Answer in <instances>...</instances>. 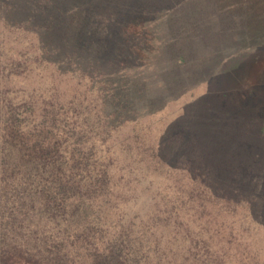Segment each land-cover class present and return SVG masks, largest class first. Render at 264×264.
Wrapping results in <instances>:
<instances>
[{"label":"rangeland","instance_id":"374dc122","mask_svg":"<svg viewBox=\"0 0 264 264\" xmlns=\"http://www.w3.org/2000/svg\"><path fill=\"white\" fill-rule=\"evenodd\" d=\"M246 1L0 0V66L27 61L7 91L24 89L27 75L41 84L35 92L48 93L53 81L61 90L76 88L71 107L65 104L69 125L59 134L74 144L87 114H95L94 95L130 81L123 87L128 96L149 89L150 105L161 108L121 129L118 143L154 154L173 186H189L195 173L196 188L235 182L257 194L264 190V32L241 14L254 3ZM165 132L172 138L161 156L151 145ZM95 137L92 130L82 138ZM97 154L109 156L105 146ZM254 202L253 212L264 213V202ZM248 218L243 237L264 264V217Z\"/></svg>","mask_w":264,"mask_h":264},{"label":"trees","instance_id":"16d2710c","mask_svg":"<svg viewBox=\"0 0 264 264\" xmlns=\"http://www.w3.org/2000/svg\"><path fill=\"white\" fill-rule=\"evenodd\" d=\"M26 62L0 66V264L260 262L243 237L242 220L264 217L252 210L256 199L264 202L263 186L257 194L235 182L199 189L195 173L189 186H173L154 154L147 157L134 142L118 143L121 129L161 108L150 105L155 95L149 89L128 96L123 87L130 81L98 94L99 101L94 95L95 114H87L74 144L59 137L76 88L61 90L53 81L48 93L35 92L41 84L35 87L27 75L24 89L8 92ZM92 130L97 137L82 138ZM171 138L165 132L152 151L163 156ZM102 146L109 156H98ZM235 232L243 238L239 244Z\"/></svg>","mask_w":264,"mask_h":264},{"label":"crops","instance_id":"0c3cea01","mask_svg":"<svg viewBox=\"0 0 264 264\" xmlns=\"http://www.w3.org/2000/svg\"><path fill=\"white\" fill-rule=\"evenodd\" d=\"M254 3L251 4V7L247 5L246 8L240 9L242 13H246L248 17V23L253 22L252 24H256V28L258 31V28L261 26L263 27L262 30L264 32V0H253ZM249 2L248 0L246 1ZM246 2L244 4L246 5ZM254 4V5H253Z\"/></svg>","mask_w":264,"mask_h":264}]
</instances>
